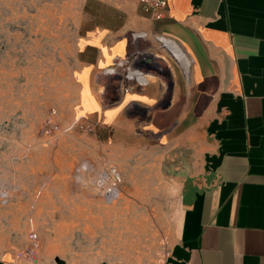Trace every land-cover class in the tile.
Here are the masks:
<instances>
[{
  "label": "rangeland",
  "instance_id": "374dc122",
  "mask_svg": "<svg viewBox=\"0 0 264 264\" xmlns=\"http://www.w3.org/2000/svg\"><path fill=\"white\" fill-rule=\"evenodd\" d=\"M85 3L0 0V230L20 239L25 226L27 254L66 264H155L171 239L185 152L135 113L107 127L90 111L79 81ZM141 63L115 70L114 84L94 73L97 98L130 91Z\"/></svg>",
  "mask_w": 264,
  "mask_h": 264
},
{
  "label": "crops",
  "instance_id": "0c3cea01",
  "mask_svg": "<svg viewBox=\"0 0 264 264\" xmlns=\"http://www.w3.org/2000/svg\"><path fill=\"white\" fill-rule=\"evenodd\" d=\"M84 9L92 28L79 81L90 111L107 127L135 113L185 152L171 239L155 264H264V0H165L160 19L138 0H86ZM141 58L132 90L107 105L97 98L94 73ZM10 232L0 230V264H66L27 254L25 226L20 239Z\"/></svg>",
  "mask_w": 264,
  "mask_h": 264
},
{
  "label": "built area",
  "instance_id": "2783aa9c",
  "mask_svg": "<svg viewBox=\"0 0 264 264\" xmlns=\"http://www.w3.org/2000/svg\"><path fill=\"white\" fill-rule=\"evenodd\" d=\"M138 2L142 5V7L145 9V11L149 12L152 15V17L154 19H160L162 17V10L165 7V0H138ZM128 66H129V60H127V59H121V60H118L116 62V67L123 72L125 70L130 69V67H128ZM112 71H113V69H112ZM122 79L123 78H121V80ZM127 80H129V79H127ZM114 173H115V171L112 170L111 174L113 175ZM31 237L35 238L36 235L32 234Z\"/></svg>",
  "mask_w": 264,
  "mask_h": 264
},
{
  "label": "bare ground",
  "instance_id": "6f19581e",
  "mask_svg": "<svg viewBox=\"0 0 264 264\" xmlns=\"http://www.w3.org/2000/svg\"><path fill=\"white\" fill-rule=\"evenodd\" d=\"M162 43L167 49H169L172 52V54H174L180 60V62H182V63L185 62L184 56L179 51V49L175 45H173V43H170V42H167V41H163ZM103 74L104 75H111V74L114 75L115 72L112 71V70H108V71H105V73H103ZM138 78H139L138 76L137 77L134 76V77H130L129 79L132 80V79H138ZM111 181H112V179L109 181V185L112 187L113 184H112ZM112 188H114V187H112Z\"/></svg>",
  "mask_w": 264,
  "mask_h": 264
}]
</instances>
